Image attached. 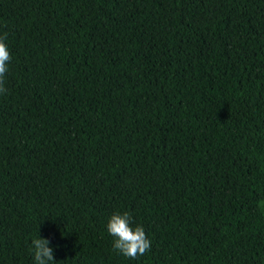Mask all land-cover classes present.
Returning a JSON list of instances; mask_svg holds the SVG:
<instances>
[{"label": "trees", "instance_id": "1", "mask_svg": "<svg viewBox=\"0 0 264 264\" xmlns=\"http://www.w3.org/2000/svg\"><path fill=\"white\" fill-rule=\"evenodd\" d=\"M4 33L0 264H264V0H0Z\"/></svg>", "mask_w": 264, "mask_h": 264}, {"label": "clouds", "instance_id": "2", "mask_svg": "<svg viewBox=\"0 0 264 264\" xmlns=\"http://www.w3.org/2000/svg\"><path fill=\"white\" fill-rule=\"evenodd\" d=\"M6 40L7 33L0 35V93L6 91L3 78L8 70L7 63L11 59ZM107 231L114 237L113 249L125 257L135 259L137 256L144 255L151 247V242L146 236L142 225H134L129 212L112 214L108 218ZM31 245L35 264L54 262L53 249L49 247L47 239L40 236L33 238Z\"/></svg>", "mask_w": 264, "mask_h": 264}]
</instances>
